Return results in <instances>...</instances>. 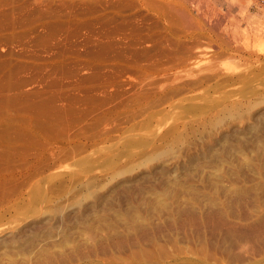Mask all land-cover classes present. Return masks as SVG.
Listing matches in <instances>:
<instances>
[{"label": "rangeland", "instance_id": "obj_1", "mask_svg": "<svg viewBox=\"0 0 264 264\" xmlns=\"http://www.w3.org/2000/svg\"><path fill=\"white\" fill-rule=\"evenodd\" d=\"M145 2L0 0V264H264V0Z\"/></svg>", "mask_w": 264, "mask_h": 264}, {"label": "bare ground", "instance_id": "obj_2", "mask_svg": "<svg viewBox=\"0 0 264 264\" xmlns=\"http://www.w3.org/2000/svg\"><path fill=\"white\" fill-rule=\"evenodd\" d=\"M131 1H132V0H131ZM142 1L145 2L144 0H142ZM147 1H148V0H146V2H147ZM146 2H145V3H146ZM149 2H150V1H149ZM157 2H158V1H157ZM150 3H152V1H151ZM155 3H156V2H155ZM142 4H143V3H142ZM152 4L154 5V3H152ZM118 5H119V4H118ZM132 5H133V4H132ZM167 5H169V4H166V6H167ZM147 6H148V5H147ZM158 6H159V5H158ZM158 6H157V8H158ZM169 6H170V5H169ZM169 6H168V7H169ZM172 6H173V5H172ZM178 6H179V5H178ZM154 7H155V6H154ZM174 7H175V5H174ZM190 7H191V6H190ZM152 8H153V7H152ZM161 8H162V7H161ZM163 8H164V7H163ZM165 8H166V7H165ZM170 8H172V7L170 6ZM170 8H169V9H170ZM176 8H177V7H176ZM159 9H160V8H159ZM153 10H154V9H153ZM174 10H175V9H174ZM174 10H172V13H173ZM164 11H165V9H164ZM168 11H169V10H168ZM168 11H167V12H168ZM177 11H178V10H177ZM177 11L175 10V13H178ZM181 11H182V10H181ZM181 11H180V12H181ZM165 12H166V11H165ZM170 12H171V11H170ZM172 13H171V14H172ZM182 13H183V12H182ZM182 13H181V14H182ZM183 14H184V13H183ZM164 15H165V13H164ZM175 15H176V14H174L173 16H175ZM179 15H180V13H179ZM179 15H178V16H179ZM184 15H185V14H184ZM165 16H166V15H165ZM182 16H183V15H182ZM172 18H173V17H172ZM183 18H184V17H183ZM167 19H168V18H167ZM170 19H171V18H170ZM177 19H178V18H177ZM179 19H180V17H179ZM184 19H185V18H184ZM168 20H169V19H168ZM181 20H182V19H181ZM185 20H186V19H185ZM179 21H180V20H179ZM170 22H171V21H170ZM167 23H168V22H167ZM154 25H155V24H154ZM169 25H170V24H169ZM182 25H183V24H182ZM149 27H150V26H149ZM171 27H172V26H171ZM143 28H144V27H143ZM145 31H146V30H145ZM171 32H172V31H171ZM169 33H170V32H169ZM158 39H159V38H158ZM233 41H234V40H233ZM155 48H156V47H155ZM132 53H133V52H132ZM139 62H140V61H139ZM136 65H137V64H136ZM238 66H239V65H238ZM224 67H225V66H224ZM224 71H225V70H224ZM224 73H225V72H224ZM238 77H239V76H238ZM230 79H231V78H230ZM226 80H227V79H226ZM203 113H204V112H203Z\"/></svg>", "mask_w": 264, "mask_h": 264}]
</instances>
